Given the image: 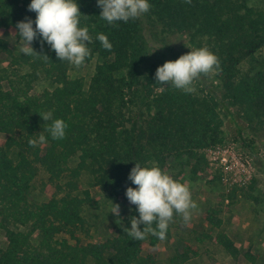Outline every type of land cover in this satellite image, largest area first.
I'll return each mask as SVG.
<instances>
[{"label":"trees","instance_id":"16d2710c","mask_svg":"<svg viewBox=\"0 0 264 264\" xmlns=\"http://www.w3.org/2000/svg\"><path fill=\"white\" fill-rule=\"evenodd\" d=\"M261 1L149 0L148 13L114 26L99 16L97 0H76L87 16L80 26L93 37L90 57L76 68L60 62L46 42L47 62L11 49L3 34L20 47L16 24L25 17L35 21L36 13L28 11L31 0H0V55L6 62L0 66V134L5 135L0 140V264H157L151 249L171 240L170 228L162 241L151 234L136 241L124 232L131 227L130 217H139L125 195L127 187H136L128 175L135 163L166 172L170 161L179 170L187 167L192 178L203 174L208 151L223 141L219 109L230 120L241 117L248 128L264 133V62L250 61L264 47ZM99 33L108 37L111 51L96 39ZM169 35L185 37L191 50L207 47L219 58L218 74L201 76L193 93L161 86L155 79L159 66L180 57L157 38ZM32 46L40 52V39ZM92 62L84 90L79 71ZM43 82L40 91L30 93ZM45 111L68 125L64 139H52L46 130L51 121L39 115ZM40 132L46 143L31 147L28 141ZM236 133L234 143L253 154L254 140H246L240 127ZM40 169L46 175L40 192L49 197L38 203L28 196ZM82 173L90 177L89 187L131 208L115 233L101 242L83 243L78 237L88 235L82 213L91 203L89 191L79 185ZM258 182L252 177L246 184L229 183L223 198L185 227L187 235L211 241L234 261L241 255L256 264L261 257L239 251L226 235L221 215L238 195L257 204L252 193ZM205 225L208 232L195 235ZM190 255L196 252L185 245L167 263L184 264Z\"/></svg>","mask_w":264,"mask_h":264},{"label":"clouds","instance_id":"9594fccd","mask_svg":"<svg viewBox=\"0 0 264 264\" xmlns=\"http://www.w3.org/2000/svg\"><path fill=\"white\" fill-rule=\"evenodd\" d=\"M185 3L190 4L191 0H185ZM97 6L101 9V19L114 26L118 21L127 23L130 19H139L151 9L149 0H97ZM28 11L36 13L35 21L25 17L16 24L22 41L19 48L22 54L47 62L50 58L43 52L46 42L60 62L67 61L76 68L84 65L86 58L91 55L88 45L92 43L93 37L88 27L80 26L81 17L87 16L82 15L76 0H31ZM37 39H40V52L32 46ZM96 39L104 49L111 51L113 46L105 34L99 33ZM219 70V58L207 47H201L190 50L175 61L164 62L156 69L155 79L161 86L171 85L185 93H193L196 80L201 76L218 74ZM39 115L43 121H51L46 130L53 140L65 138L68 125L63 119H54L52 111ZM28 143L36 147L46 143V137L40 132ZM128 180L136 187H127L125 195L129 203L136 206L139 217H130V229L124 227L123 230L133 240L142 241L149 234L161 241L166 239L174 214L181 216L184 223L191 220L197 204L192 199L188 185L175 180L160 167H142L140 163H135ZM113 205L111 213L119 217L120 205ZM140 225L144 226L143 230Z\"/></svg>","mask_w":264,"mask_h":264},{"label":"rangeland","instance_id":"374dc122","mask_svg":"<svg viewBox=\"0 0 264 264\" xmlns=\"http://www.w3.org/2000/svg\"><path fill=\"white\" fill-rule=\"evenodd\" d=\"M259 4L264 8V1L259 2ZM3 38L7 41V44L11 49L14 51L19 50L20 43L16 42L14 38L6 34H3ZM157 38L164 40L166 45H168L171 49V53H174L175 55L181 56L191 50V46L188 45L185 37L169 35L161 37L157 36ZM4 59L5 56L1 54L0 66H4L6 64ZM250 61L251 63L264 62V47L257 51ZM93 67L94 62L79 71V74L83 78L84 90L87 89L89 77L92 73ZM43 85H45L44 82L43 84L36 83L30 93L33 94L40 91ZM218 112L222 119L221 130L223 141L218 148L208 151L206 155V159L208 161L206 171L203 174L196 175L192 178L187 167L179 170L178 163L170 161L168 163L166 172L175 180L188 185L192 194V199L197 204V208L192 211V216L189 223L192 220H198L204 211H206L209 207L214 206L218 199H222V195H225L226 191L231 185L229 183L246 184L250 178L257 177L260 182L254 186L252 194L257 197L258 203L254 204L249 201L246 202L244 200L246 198L238 195L235 198L237 199L235 204L231 206L230 210L228 212L225 211L221 215L223 219V229L224 231H226L227 228L229 229L226 233L231 238H233L232 229H236L237 227H239V231H250V234L253 236L254 232L256 233L257 231H262L264 227V184L262 182L264 179V163L255 160V166H253L252 171L247 174L238 157V153L240 151L238 146L236 148L233 146L231 149L230 143L237 135L236 129L240 127L241 134L246 140L253 139L254 146L256 148L263 149L264 133L248 128L247 124L241 117H236L235 121H232L224 115L222 109H219ZM4 139L5 135L0 134V140ZM221 155L226 157V162L224 165L222 164L224 162H220L219 159ZM45 178V173L42 169H40L37 177L34 180L32 190L28 196L30 201L40 203L46 202L48 200V194L40 192V183L44 181ZM90 180V177L86 173H82L79 178V185L82 189H87L91 197V203L83 207L82 213V216L84 217L87 224L88 235L85 236L82 233L78 234V237L83 243L101 242L106 238L111 237L115 233L116 226L123 215L131 210L130 206L125 201L116 199L108 193L98 190L96 187H89ZM113 203L120 205L119 217L111 213V210L114 206ZM238 213H241V218L243 220L237 218ZM181 220L182 219L179 215L174 214L173 220L169 224L172 236L171 240L168 243L159 242L156 248L151 249V251L156 254L157 264H168L167 260L171 257L173 251H182L185 245L190 246L191 249L196 252V255H190L189 260L184 264H212V254H215L218 258L225 254L223 251H221V253L220 251L219 253L214 252L213 249L219 248H216L217 246H215L211 241L202 238V241L198 242V240H195V236H188L187 231L180 223ZM230 221H233V223ZM193 225H195V227L198 226L197 223ZM232 226L233 228H229ZM190 229H193V227H190ZM196 232L197 233L195 235L198 236L202 235L203 233H207L208 226L205 225L204 228L202 227V229L198 228ZM0 246H3V239L1 236ZM239 251H244L242 246L239 247ZM231 259H229V261L231 263L234 262V260ZM242 262L245 263V259L240 255L234 263L240 264ZM256 264H264V260L259 258V260L256 261Z\"/></svg>","mask_w":264,"mask_h":264},{"label":"crops","instance_id":"0c3cea01","mask_svg":"<svg viewBox=\"0 0 264 264\" xmlns=\"http://www.w3.org/2000/svg\"><path fill=\"white\" fill-rule=\"evenodd\" d=\"M237 218L243 220L241 218V213L237 214ZM180 218L182 219V217L180 216ZM183 220V219H182ZM180 221V223L183 225V228H185L186 226L188 227L189 222L188 223H184V221ZM231 222V221H230ZM233 223V221L231 222ZM229 228H233L229 227ZM239 227H237L236 229H232L233 230V238H231L226 232L227 230H229L228 228L226 229L225 233L227 234V236L235 243L236 246L238 247H243V250H249V252L252 255H258L260 256L263 260H264V227L262 229V231H257L256 233H253V236L250 234V231L248 230H240L238 229ZM186 230V228H185ZM187 231V230H186ZM219 248V247H216ZM214 252H218L220 251L221 253V249H213ZM220 256V255H219ZM224 256V257H223ZM223 256H220V258H218L215 254H212V264H235L234 262H230L229 259H231V257L227 256L226 254H224ZM232 260V259H231ZM249 264L247 261L242 262L240 264Z\"/></svg>","mask_w":264,"mask_h":264},{"label":"built area","instance_id":"2783aa9c","mask_svg":"<svg viewBox=\"0 0 264 264\" xmlns=\"http://www.w3.org/2000/svg\"><path fill=\"white\" fill-rule=\"evenodd\" d=\"M230 145H231V149L233 148V146L235 148L238 146V148L240 150L238 153V157L240 159V162L244 166V170L247 174H249V172L252 171L253 166H255V160H258V161L264 163V146H263V149L256 148L254 146L256 151L250 155L247 152H245L243 149H241L239 145L234 143L233 140L230 143ZM219 159H220V162H224V163H222L224 165L226 162V157L221 155Z\"/></svg>","mask_w":264,"mask_h":264}]
</instances>
